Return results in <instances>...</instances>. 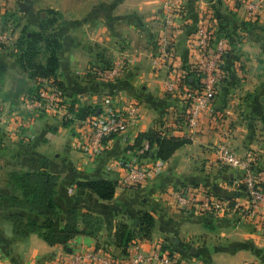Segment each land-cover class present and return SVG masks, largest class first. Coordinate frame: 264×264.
<instances>
[{
	"label": "crops",
	"instance_id": "obj_1",
	"mask_svg": "<svg viewBox=\"0 0 264 264\" xmlns=\"http://www.w3.org/2000/svg\"><path fill=\"white\" fill-rule=\"evenodd\" d=\"M96 5L91 0H0V22L3 18L8 22L5 26L13 37L12 42H0V190L6 189L13 171L58 169L61 178L55 198L63 215L79 203L83 209L105 213L106 221L98 236L78 235L68 246L49 245L35 233L26 238L15 235L9 213L0 211L4 264H58L74 249L97 245L123 257L115 242L117 226L125 223L139 233L141 212H149L155 220L149 238L137 236L130 244L143 253L152 254L168 244L177 264H264L260 217L250 219L237 211L208 216L179 211L171 195L172 188H205L232 203H245L248 195L241 184L242 173L218 161L216 148L220 146H230L242 156L253 152L258 168L264 169V12L249 16L230 0H186V24L178 20L170 26L163 18L162 0H99ZM43 9L61 17L59 79L68 88H78L77 66L94 63L91 41H99V63L128 62L115 85L117 96L128 102L138 100L140 118L94 159L79 150L70 127L56 123L57 117L25 113L20 103L27 94L17 100L4 98L17 77L27 76L16 62V42L23 27L38 28L35 14ZM207 18H213L215 42L223 39L228 54L217 96L199 127L191 128L184 118L190 94L198 89V76L192 70L195 59L189 42ZM163 37L169 41L168 57L163 53ZM155 59L160 60L158 66L153 65ZM178 77L189 80L176 92L167 91L165 80ZM87 88L77 94L81 104L102 103L105 92ZM150 128L187 142L149 182L133 188L117 184L111 201L99 199L88 188L75 187L80 179L118 181L117 164L123 160L156 161L155 153L145 157L134 146L137 135Z\"/></svg>",
	"mask_w": 264,
	"mask_h": 264
},
{
	"label": "built area",
	"instance_id": "obj_2",
	"mask_svg": "<svg viewBox=\"0 0 264 264\" xmlns=\"http://www.w3.org/2000/svg\"><path fill=\"white\" fill-rule=\"evenodd\" d=\"M186 0H162L164 21L170 26L176 25L178 20L183 24L187 22L185 12ZM237 9H244L247 15L253 16L264 12V0H230ZM182 25V23H181ZM11 31L3 29L0 22V42H12ZM213 18H207L190 39L189 49L195 62L192 70L200 74L201 84L197 91L190 94L189 110L184 122L191 128H198L203 114L212 106L224 74L222 65L228 54L227 44L223 39L215 42ZM163 53L169 56V41L163 37ZM124 61L120 60L112 70L107 73L111 78L123 73ZM159 59L153 60V65L158 66ZM107 78V77H106ZM183 77L166 79L165 87L169 92H176L184 84ZM44 88L39 96L25 98L21 101L22 110L32 115L49 112L63 119L75 118L68 106L69 97L65 91L49 80L41 78ZM140 118V105L137 101H127L117 107H108L98 110L85 119H78L77 125L81 127V151L87 158H95L108 148V138L126 133ZM21 119H24L21 117ZM21 122V121H19ZM144 150H140L143 155ZM217 159L225 166L240 170L242 173L241 184L244 186L248 197L245 203L219 198L205 188L183 189L172 188L171 195L174 207L179 211L191 212L200 215H223L229 211H237L250 219L260 217L264 221V169L260 170L256 156L253 152L242 156L230 146L216 148ZM165 162L161 159L149 162H134L123 160L117 166L120 169L119 185L123 187H138L149 182L160 172ZM126 260V262H125ZM177 264L174 257L168 256L159 250L146 254L139 250L135 244L128 248V253L118 257L112 250L102 246L93 249H74L64 260L58 264ZM0 264H4L0 256Z\"/></svg>",
	"mask_w": 264,
	"mask_h": 264
},
{
	"label": "trees",
	"instance_id": "obj_3",
	"mask_svg": "<svg viewBox=\"0 0 264 264\" xmlns=\"http://www.w3.org/2000/svg\"><path fill=\"white\" fill-rule=\"evenodd\" d=\"M36 18L38 28L31 30L26 26L23 27L21 36L16 42L18 49L16 62L27 76L17 77L12 89L4 95V98L17 100L23 94H27L28 98L37 97L44 88L40 79L45 78L65 91L69 97L68 106L77 118L85 119L90 114L96 113L97 107L85 106L76 100V95L84 92L88 89L87 87L77 84V90L72 87L70 89L63 80L59 79L62 72L59 58L62 43L56 30L60 29L57 25L61 17L52 9H43L38 12ZM7 23L3 18L1 24L4 30ZM55 25L57 26L56 32L52 30ZM11 28L13 29V25ZM41 55L48 56L42 59ZM194 73L198 76L196 84L199 86L201 84L200 74L197 70ZM33 80H38L37 84H32ZM182 80L188 82L189 78L184 77ZM69 91L72 94H69ZM62 123L65 126L70 124V122ZM186 142V139L168 137L160 130L150 128L137 135L134 146L142 150L147 145L146 149H143L145 157H150L151 153H155L158 159L167 161ZM59 182L60 174L51 168L13 171L9 174L6 189L0 190V211L9 213L7 219L11 222L15 235L26 238L35 233L49 245L62 244L64 246H68L78 235H99L106 222L105 213L83 209L79 203H73L63 215V210L55 198ZM75 187L88 188L99 199L111 201L115 197L117 182L108 178L80 179L75 183ZM154 223V217L149 212H141L139 215V233L133 231L128 224L120 223L115 233L117 246L122 248L124 254H127L128 247L137 236L144 238L151 236ZM161 250L173 257L168 244H162Z\"/></svg>",
	"mask_w": 264,
	"mask_h": 264
},
{
	"label": "rangeland",
	"instance_id": "obj_4",
	"mask_svg": "<svg viewBox=\"0 0 264 264\" xmlns=\"http://www.w3.org/2000/svg\"><path fill=\"white\" fill-rule=\"evenodd\" d=\"M91 3L92 4L93 3L97 4L96 8L99 7V0H91ZM24 8L27 11V13L29 14L30 13L29 7L25 6ZM94 11L96 12L95 9H94ZM35 16H37V13L35 14ZM57 26H60V22H58ZM57 26L55 25V27H52V30L55 31ZM56 31L58 32V35H59L61 43H62L61 28L59 30H56ZM49 32H51V31H49ZM89 44H90L89 48L91 49V52L94 53L93 56H94V60L95 61L93 60L94 63H91L90 65H82L80 67L77 66L74 69V76H75L76 80L79 82V84H81V86L90 87L91 89H96L97 91L100 90L102 92H105V94H104L102 103H100V104L99 103H96V104L93 103V104H82V105H85V106L91 105L93 107L95 106V107H97V110H100V108H101V110L103 111V110H105L106 108H108L110 106L111 107H117V106H121L122 104H125V102H127V100L126 99H121L120 97L118 98L117 90H116V86L115 85L118 83V80L120 79V77L126 71L127 66H128V62L125 59H123V61L125 62L124 63L125 66H124L123 73L121 75L117 76V77L111 78V76L108 75L107 73H109L112 70V68L117 65V62L122 60V59L116 60V61H113V62L110 61L108 63H99V41H91ZM47 56L48 55H41V58L45 59V58H47ZM25 75H27V74H25ZM37 82H38V80H36L35 84H37ZM80 96L76 95V100L78 101V103L81 104V100H80L81 97ZM25 98H27V97L22 98V100H24ZM136 101L138 102V100H136ZM43 114H51V113L45 112ZM56 117L57 116L54 115V118H56ZM57 118L56 119L58 121L57 120H54V121L56 123L60 122L61 125H63V126H65V124H63L62 122H70V124L67 127H70V132L73 134V137L76 140L77 147L79 148V150H81V145H80L81 127H79L77 125L78 123L76 122V120H78L79 118H77L76 116L73 119L72 118L63 119V118H60V117H57ZM123 134H125V133H123ZM116 136H118V135H114V136H111L110 138H108L109 143ZM108 146H109V144H108ZM92 159H94V158H92ZM54 170L58 171V173L60 174L58 169H53V171ZM60 178H61V175H60ZM116 182L119 185V182L118 181H116Z\"/></svg>",
	"mask_w": 264,
	"mask_h": 264
},
{
	"label": "water",
	"instance_id": "obj_5",
	"mask_svg": "<svg viewBox=\"0 0 264 264\" xmlns=\"http://www.w3.org/2000/svg\"><path fill=\"white\" fill-rule=\"evenodd\" d=\"M70 93V92H69Z\"/></svg>",
	"mask_w": 264,
	"mask_h": 264
}]
</instances>
